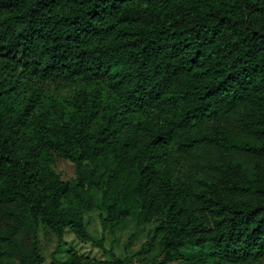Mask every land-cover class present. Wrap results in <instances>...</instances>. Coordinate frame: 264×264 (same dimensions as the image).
<instances>
[{
	"label": "trees",
	"instance_id": "16d2710c",
	"mask_svg": "<svg viewBox=\"0 0 264 264\" xmlns=\"http://www.w3.org/2000/svg\"><path fill=\"white\" fill-rule=\"evenodd\" d=\"M96 209L157 225L50 264H264V0H0V264Z\"/></svg>",
	"mask_w": 264,
	"mask_h": 264
},
{
	"label": "rangeland",
	"instance_id": "374dc122",
	"mask_svg": "<svg viewBox=\"0 0 264 264\" xmlns=\"http://www.w3.org/2000/svg\"><path fill=\"white\" fill-rule=\"evenodd\" d=\"M55 169L61 175L63 181H73L76 178L75 165L67 160L58 158ZM94 195L99 200V195L97 193H94ZM100 214L101 211L96 209L84 215L88 232L94 240V242L87 244L79 241L69 230L66 231L63 237H60L51 229L41 225L38 237L43 264H50L54 256L59 260H66L70 250H75L81 255L96 260L109 259V255L104 249L107 251L112 250L120 258L134 256L141 250L148 240L150 231L157 225V222H154L147 226H138L134 219H129L115 233L104 232L100 224ZM131 238H133L132 241H130ZM101 239L104 241V249L97 245V241ZM135 264H143L141 258H136Z\"/></svg>",
	"mask_w": 264,
	"mask_h": 264
}]
</instances>
